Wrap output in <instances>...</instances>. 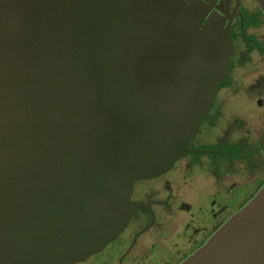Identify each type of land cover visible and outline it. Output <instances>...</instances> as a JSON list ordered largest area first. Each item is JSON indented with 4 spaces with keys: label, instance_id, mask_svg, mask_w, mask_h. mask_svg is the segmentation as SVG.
Masks as SVG:
<instances>
[{
    "label": "water",
    "instance_id": "95a60500",
    "mask_svg": "<svg viewBox=\"0 0 264 264\" xmlns=\"http://www.w3.org/2000/svg\"><path fill=\"white\" fill-rule=\"evenodd\" d=\"M209 8L0 0V264L84 261L188 152L232 48ZM180 264H264V185Z\"/></svg>",
    "mask_w": 264,
    "mask_h": 264
},
{
    "label": "flooded vegetation",
    "instance_id": "af4514ba",
    "mask_svg": "<svg viewBox=\"0 0 264 264\" xmlns=\"http://www.w3.org/2000/svg\"><path fill=\"white\" fill-rule=\"evenodd\" d=\"M202 1L232 45L210 110L187 153L134 183L140 205L124 230L74 264H180L264 185V12L256 0Z\"/></svg>",
    "mask_w": 264,
    "mask_h": 264
}]
</instances>
